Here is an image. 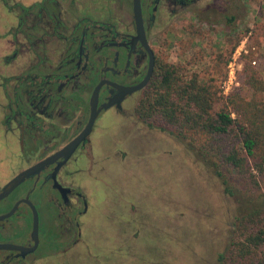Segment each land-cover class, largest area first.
<instances>
[{
  "label": "flooded vegetation",
  "instance_id": "af4514ba",
  "mask_svg": "<svg viewBox=\"0 0 264 264\" xmlns=\"http://www.w3.org/2000/svg\"><path fill=\"white\" fill-rule=\"evenodd\" d=\"M202 2L140 0L141 40L133 0H0V264H102L87 235L104 228L102 212L100 227L91 224L98 194L107 206L108 133L98 135L99 123L108 113L138 120L161 59L151 34L167 30L172 18L197 13ZM150 68L142 88L119 89L140 86ZM99 83L90 131L64 152L88 126ZM132 238L146 237L136 229Z\"/></svg>",
  "mask_w": 264,
  "mask_h": 264
},
{
  "label": "rangeland",
  "instance_id": "374dc122",
  "mask_svg": "<svg viewBox=\"0 0 264 264\" xmlns=\"http://www.w3.org/2000/svg\"><path fill=\"white\" fill-rule=\"evenodd\" d=\"M213 1L216 8L230 3L203 0L197 13L172 18L171 26L154 31L151 39L160 58L180 69L186 79L193 74L214 78L228 96L240 86L247 52L264 76V0H235L240 14L232 35L224 25L205 23L207 16L201 20L208 11L206 5ZM237 39L240 43L233 52ZM219 56L222 64L215 69ZM138 115L139 121L128 116L116 119L108 113L99 123L98 135L108 133L103 174L107 206L103 209L102 193L98 194L91 224L93 230L100 227L102 212L104 228L87 235L102 264H241L229 254L237 208L233 198L183 139L144 120L139 111ZM5 170L6 175L12 173L9 167ZM120 215L125 218L122 226ZM136 229L146 238L135 242ZM121 249L128 253L124 258L116 254Z\"/></svg>",
  "mask_w": 264,
  "mask_h": 264
},
{
  "label": "trees",
  "instance_id": "16d2710c",
  "mask_svg": "<svg viewBox=\"0 0 264 264\" xmlns=\"http://www.w3.org/2000/svg\"><path fill=\"white\" fill-rule=\"evenodd\" d=\"M238 6L235 0L227 7L213 6L201 20L207 16L205 23L224 25L232 35L237 32ZM239 43L237 39L233 52ZM250 55L245 56L240 86L228 96L215 85L216 79L198 74L186 79L161 58L139 113L183 139L235 201L230 257L241 264H264V76ZM218 60L215 69L222 56Z\"/></svg>",
  "mask_w": 264,
  "mask_h": 264
},
{
  "label": "water",
  "instance_id": "95a60500",
  "mask_svg": "<svg viewBox=\"0 0 264 264\" xmlns=\"http://www.w3.org/2000/svg\"><path fill=\"white\" fill-rule=\"evenodd\" d=\"M133 14H134L136 33L138 35V38L141 39V40H145V30H144V27H143V19H142V13H141L140 0H133ZM150 75H151V68L149 69V72H148V75H147V78L145 79V81L138 87H134V88H119L116 85H113V84H110V85H112V86H114L116 88H119L121 91H124V92H132V91H135V90H137L139 88H142L145 85V83L147 82V80L149 79ZM101 87H102V83H99L96 86V88L94 89V91H93V94H92V97H91V100H90L91 115H90L88 126L84 130V133L77 140H75L74 142L69 144L64 149V152H66L68 150H71L76 145L78 140L83 139L85 137V135H87V133L90 131L91 126L93 124V121H94V119L96 117V111H97L96 107H97V104H98V94H99V90H100ZM34 170H35V168L30 169V170L22 173L18 177H16L13 181H11V183L9 184L8 188L6 189V191L10 192L11 190H13L17 185H19L24 180V178L28 174H30ZM32 209H33V212H34V228H33V231H34V234L37 235V230H38L37 214H36V212H35L33 207H32ZM35 246H37V241H36ZM3 247H5V246H0V248H3Z\"/></svg>",
  "mask_w": 264,
  "mask_h": 264
}]
</instances>
